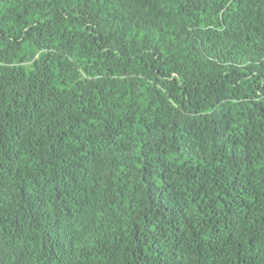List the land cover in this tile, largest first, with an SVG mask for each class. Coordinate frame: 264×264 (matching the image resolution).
<instances>
[{
  "label": "trees",
  "instance_id": "obj_1",
  "mask_svg": "<svg viewBox=\"0 0 264 264\" xmlns=\"http://www.w3.org/2000/svg\"><path fill=\"white\" fill-rule=\"evenodd\" d=\"M0 264H264V0H0Z\"/></svg>",
  "mask_w": 264,
  "mask_h": 264
},
{
  "label": "snow or ice",
  "instance_id": "obj_2",
  "mask_svg": "<svg viewBox=\"0 0 264 264\" xmlns=\"http://www.w3.org/2000/svg\"><path fill=\"white\" fill-rule=\"evenodd\" d=\"M156 2H157V0H152V3H153V4H155ZM163 6H164V4L161 3V4H160V7H163ZM145 11H147V9H145ZM142 35H143V34H142Z\"/></svg>",
  "mask_w": 264,
  "mask_h": 264
}]
</instances>
